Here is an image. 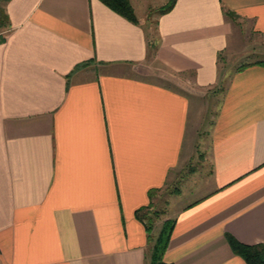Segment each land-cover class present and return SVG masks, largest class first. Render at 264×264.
Returning <instances> with one entry per match:
<instances>
[{
  "label": "crops",
  "instance_id": "1",
  "mask_svg": "<svg viewBox=\"0 0 264 264\" xmlns=\"http://www.w3.org/2000/svg\"><path fill=\"white\" fill-rule=\"evenodd\" d=\"M168 1L130 0L137 22L101 0L7 2L0 264H151L135 212L153 188L167 264H246L227 233L264 244V59L221 66L264 45V0Z\"/></svg>",
  "mask_w": 264,
  "mask_h": 264
},
{
  "label": "trees",
  "instance_id": "2",
  "mask_svg": "<svg viewBox=\"0 0 264 264\" xmlns=\"http://www.w3.org/2000/svg\"><path fill=\"white\" fill-rule=\"evenodd\" d=\"M9 0H0V43L4 42L7 34L11 30V23L9 15L6 10V4ZM117 13L126 17L132 22H137L136 15L130 0H101ZM175 0H169L166 6L161 10L167 11L173 5ZM225 14L230 18H237L238 15L230 10H226ZM264 64V60L260 61ZM162 190L160 188H153L148 191L150 202L136 210V217L142 221L146 227L148 234V241L152 242L150 251V263L151 264H167L163 257L167 249L169 239L174 227V219L165 218L158 230L157 235H152V230L156 221L160 220L161 215L165 214L164 207L157 208L155 199ZM168 193V191H166ZM226 239L232 251L241 256L246 264H264V244H244L237 240L233 235L226 234Z\"/></svg>",
  "mask_w": 264,
  "mask_h": 264
},
{
  "label": "rangeland",
  "instance_id": "3",
  "mask_svg": "<svg viewBox=\"0 0 264 264\" xmlns=\"http://www.w3.org/2000/svg\"><path fill=\"white\" fill-rule=\"evenodd\" d=\"M149 28V34L150 36L154 37V23H150L148 25ZM253 39H250V43L251 44H246V50L243 53H236L232 50H227L223 56H222V61H221V66L224 68V73H229L232 72L234 69H237L239 67H241L242 65H244L246 62L248 61H254L257 59H264V45L263 46H258L256 45V48H251L253 46ZM255 44V43H254ZM196 152V156H194V159H192L191 162H193L192 164H195L194 162H198V154L200 153V151H195ZM204 160V159H203ZM203 162V168H206L207 166V160L202 161ZM201 161L198 162V164L200 165ZM191 167H193L192 165H186L185 172L188 173V171L191 169ZM207 169V168H206ZM167 195V194H166ZM164 198V197H163ZM162 200V199H161ZM157 208H162L163 207V202L160 201L156 204ZM166 217L165 215H161L160 220H163V218ZM168 217H171V215L169 214ZM158 220V221H160ZM157 229H155V233L157 234Z\"/></svg>",
  "mask_w": 264,
  "mask_h": 264
}]
</instances>
